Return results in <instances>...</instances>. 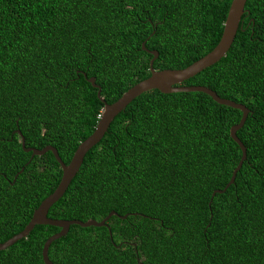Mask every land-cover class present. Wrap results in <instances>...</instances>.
Instances as JSON below:
<instances>
[{
    "label": "trees",
    "instance_id": "1",
    "mask_svg": "<svg viewBox=\"0 0 264 264\" xmlns=\"http://www.w3.org/2000/svg\"><path fill=\"white\" fill-rule=\"evenodd\" d=\"M233 0H0V243L28 225L63 171L96 129L106 103L156 70L183 69L220 42ZM227 54L183 85L203 92L143 93L85 156L55 219L72 225L54 241V264H264V0H248ZM145 43V48L142 44ZM24 168V171L16 175ZM59 227L37 225L0 251V264H45Z\"/></svg>",
    "mask_w": 264,
    "mask_h": 264
},
{
    "label": "water",
    "instance_id": "2",
    "mask_svg": "<svg viewBox=\"0 0 264 264\" xmlns=\"http://www.w3.org/2000/svg\"><path fill=\"white\" fill-rule=\"evenodd\" d=\"M248 0H233L228 12V16L224 23V31L221 37L220 42L217 46L209 52L207 55L202 57L201 59L195 61L191 65L183 69H163L156 70L154 68V62L159 57V52L156 50H148L153 55V58L150 62V77L140 81L136 85L132 86L129 90H127L117 101L108 104L101 97V87L96 83V78L91 77L88 78L87 74L84 72V76L87 78L88 82H90L93 87L98 89V97L105 103L104 108L101 112V116L99 122L97 124L94 132L76 149L70 163L66 164L59 155L58 150L48 145L43 149L37 148H27L25 137L21 133L20 130H17V133L20 135L22 140V146L26 152H32V157L38 155H44L47 152L51 151L57 161L60 163L63 171L62 179L55 189V191L50 194L46 199L42 201L39 207L34 211L32 219L28 223V225L24 228L23 231L13 236L9 240L0 243V251L9 248L11 245L16 243L18 240L25 238L29 235V233L37 226V225H51L55 227H59L61 230L52 236H50L43 247L42 254L43 260L45 264H54L49 258V248L51 244L57 239L65 236L72 225H79L81 227H103L108 226L107 222L112 216H119L122 219H126L128 215H118L117 212L112 211L107 217L103 220L98 221L95 219H90L88 221H81L79 219H55L49 217L50 208L58 202L67 189L69 188L72 180L75 178L77 173L79 172L86 154L96 145L98 144L105 134L108 132L109 127L113 120L118 116L121 112H123L130 103L137 97L141 96L143 93L159 90L164 94H172V93H182V92H203L211 96L217 103L221 105H226L232 107L234 109L240 110L243 115L240 122L234 125L230 130V135L232 139L239 145L242 150V157L236 169L233 172V175L223 190H216L213 192L212 196L214 197L217 193L225 192L234 182L236 176L240 169L243 166L244 161L247 159V148L244 143L238 137L237 132L245 125L248 115L250 114V110L244 104L237 103L233 100L226 99L220 97L215 91L212 89L202 86V85H183L187 80L196 76L198 73L203 70L211 67L220 61L229 51L232 46L235 37L239 28L241 27V22L243 15L246 12L245 6ZM143 48H145V43L142 44ZM24 171V168L16 175L14 181L17 179V176Z\"/></svg>",
    "mask_w": 264,
    "mask_h": 264
},
{
    "label": "bare ground",
    "instance_id": "3",
    "mask_svg": "<svg viewBox=\"0 0 264 264\" xmlns=\"http://www.w3.org/2000/svg\"><path fill=\"white\" fill-rule=\"evenodd\" d=\"M193 78V77H192Z\"/></svg>",
    "mask_w": 264,
    "mask_h": 264
}]
</instances>
